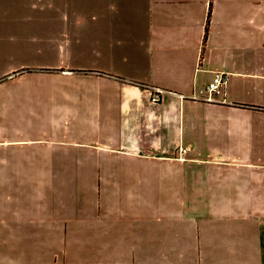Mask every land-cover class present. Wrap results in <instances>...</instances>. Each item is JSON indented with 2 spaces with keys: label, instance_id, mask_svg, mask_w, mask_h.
I'll return each mask as SVG.
<instances>
[{
  "label": "crops",
  "instance_id": "obj_1",
  "mask_svg": "<svg viewBox=\"0 0 264 264\" xmlns=\"http://www.w3.org/2000/svg\"><path fill=\"white\" fill-rule=\"evenodd\" d=\"M134 6L129 20L139 29L138 60L130 67H93L113 78L80 83L114 88L113 100L95 117L108 128L96 150L127 163L123 176L100 172L99 183L118 187L107 194L146 203L155 192L170 204L152 213L123 211V224L96 226L91 264H264V0H139ZM216 72L228 74L225 95L195 97ZM154 89L160 101L151 99ZM3 127L0 197L20 220L8 206L19 194L6 190L20 169L68 165L19 160L30 154L31 139L9 138ZM88 166L104 167H70ZM155 219L160 224L153 227L148 222ZM11 222L0 215L5 229ZM81 259L64 264H84Z\"/></svg>",
  "mask_w": 264,
  "mask_h": 264
},
{
  "label": "rangeland",
  "instance_id": "obj_2",
  "mask_svg": "<svg viewBox=\"0 0 264 264\" xmlns=\"http://www.w3.org/2000/svg\"><path fill=\"white\" fill-rule=\"evenodd\" d=\"M136 3L139 0H0V126L9 138L18 134L31 139L30 154L19 160L68 165L22 168L13 186H6L19 194L8 206L18 209L20 220L0 197V215L8 214L12 221L9 230L0 223V264H64L76 258L91 264L97 255L92 239L96 226L123 224L118 217L123 211L152 213L170 204L155 199V192L146 203L107 194L118 187L99 183L100 172L123 176L127 163L119 154L96 150L107 141L108 128L95 117L113 100L114 88L80 83L113 78L91 72H102L93 67H130L138 60L139 29L129 20ZM61 67L76 72L64 73ZM82 162L105 168L70 167ZM109 163L115 167L107 168ZM99 212L105 218L92 221ZM148 223L160 224L157 219ZM190 238L185 232V239Z\"/></svg>",
  "mask_w": 264,
  "mask_h": 264
},
{
  "label": "built area",
  "instance_id": "obj_3",
  "mask_svg": "<svg viewBox=\"0 0 264 264\" xmlns=\"http://www.w3.org/2000/svg\"><path fill=\"white\" fill-rule=\"evenodd\" d=\"M228 81V74L225 72H216L211 79L196 95L195 97L205 101H218L220 97L225 95L226 84ZM152 94L154 101H159L160 96L158 91ZM182 152H186V148L181 149Z\"/></svg>",
  "mask_w": 264,
  "mask_h": 264
}]
</instances>
